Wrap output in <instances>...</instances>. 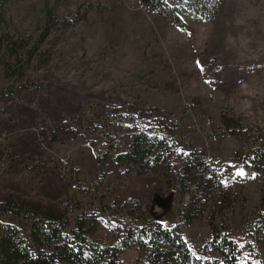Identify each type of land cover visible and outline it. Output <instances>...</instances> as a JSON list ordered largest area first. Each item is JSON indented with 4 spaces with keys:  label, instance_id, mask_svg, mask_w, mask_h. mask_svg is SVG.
I'll list each match as a JSON object with an SVG mask.
<instances>
[{
    "label": "rangeland",
    "instance_id": "obj_1",
    "mask_svg": "<svg viewBox=\"0 0 264 264\" xmlns=\"http://www.w3.org/2000/svg\"><path fill=\"white\" fill-rule=\"evenodd\" d=\"M48 8L60 19L84 14L86 20L53 34L43 63L25 69L23 78L9 79L0 65V90L8 92L0 97V199L103 201L121 216L131 205L177 224L192 250L205 253L212 205L202 200L191 224L179 221L177 211L185 212L192 199L172 172L177 159L157 173L127 174L111 155L110 163L100 159L109 136L96 148L85 137L106 129L121 138L123 119L138 116L141 126L191 146L219 170L233 206L216 222L226 221L246 241L244 224L264 186V175L239 159L264 145V0H226L211 21L182 28L140 0H10L7 29L37 35ZM228 116L239 136L223 124ZM240 169L245 175L237 174ZM19 224L28 234L25 221ZM112 235L107 227L98 233L108 241ZM118 258L120 264H148L135 246Z\"/></svg>",
    "mask_w": 264,
    "mask_h": 264
},
{
    "label": "trees",
    "instance_id": "obj_2",
    "mask_svg": "<svg viewBox=\"0 0 264 264\" xmlns=\"http://www.w3.org/2000/svg\"><path fill=\"white\" fill-rule=\"evenodd\" d=\"M140 1L159 19L180 28L186 27L188 21H211L226 3V0ZM9 3L10 0H0V65L9 79L23 78L25 69L43 63L44 45L62 27L86 20L84 14L75 15L74 20L60 19L53 8H48L37 35L20 36L7 29ZM7 93L0 90V97ZM139 119L138 116L123 119L128 123L120 126L121 138L106 129L98 136L93 134L95 130L90 131L85 137L96 148L99 140L109 136L100 159L110 163L111 155V162L123 166L127 174L157 173L162 164L177 159V164H171L172 172L184 188L183 193L188 192L192 199L185 212L177 211L179 221L184 226L191 224L202 200L212 205L211 234L203 248L205 253L192 250L177 224L162 223L161 217L154 214L137 213L131 205L126 216H121L109 213L103 201L84 205L9 195L0 199V264H120L119 254L131 246L148 264H264V186L257 211L244 224L248 230L246 241L241 242L226 221L216 222L217 214L233 206L232 194L222 182L219 170L191 146L190 149L179 146L169 135L159 133V128L141 126ZM223 124L233 135H240L239 125L231 117H224ZM117 138L121 151L116 150ZM239 159L264 175L263 144ZM225 168L229 175L231 167ZM20 220L25 221L28 234L23 232ZM106 227L113 231L110 241L98 236Z\"/></svg>",
    "mask_w": 264,
    "mask_h": 264
},
{
    "label": "snow or ice",
    "instance_id": "obj_3",
    "mask_svg": "<svg viewBox=\"0 0 264 264\" xmlns=\"http://www.w3.org/2000/svg\"><path fill=\"white\" fill-rule=\"evenodd\" d=\"M188 35H191V34L189 33ZM237 174L240 175V176L245 175V173H244V171L242 169L238 170V173Z\"/></svg>",
    "mask_w": 264,
    "mask_h": 264
}]
</instances>
